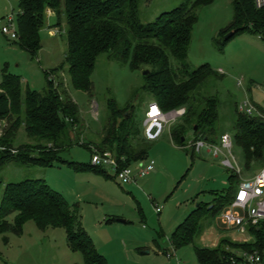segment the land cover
I'll return each instance as SVG.
<instances>
[{"label":"trees","instance_id":"trees-1","mask_svg":"<svg viewBox=\"0 0 264 264\" xmlns=\"http://www.w3.org/2000/svg\"><path fill=\"white\" fill-rule=\"evenodd\" d=\"M17 1L19 12L13 45L30 59L35 58L41 49L39 31L46 11H50L57 19V28L65 24L66 52L60 67L43 72L45 87L42 92L27 86L23 88L19 76L7 68L2 70L0 123L4 126L0 134V170L12 162L45 168L65 164L76 173L107 176L102 167L91 162L79 164L60 157L74 146L91 153L93 150L109 153L120 169L142 163L148 156L151 141L145 138L143 122L141 127L135 123L133 100L139 92L148 97L146 105L155 103L163 112L185 109L184 116L171 126L169 132L170 140L191 159L196 152L187 145V130L194 135L193 143L202 140L208 145L217 144L225 134L217 128V96L203 95L204 88L212 78H217V73L207 64L189 70L185 62L198 20L196 10L215 0H183L179 6L145 24L138 18V0ZM232 11V22L217 35L222 37L219 50L243 34L258 36L264 41V7L256 9L253 0H234ZM228 33L231 36L225 39ZM102 54L131 71L142 72V85L124 107L116 106L113 101L107 102L108 122L102 139L95 144L82 136L78 129L77 106L65 91H58L61 83L56 84L55 77L66 66L73 89L91 94V75ZM174 63H177L175 67ZM145 71L147 73L143 74ZM237 105L232 112L234 132L231 138L234 147L240 151L243 169L252 171L264 164V114L248 116L239 113ZM21 130L27 142L15 146ZM237 178L238 175L231 173L229 190L215 194L210 204L199 203L174 229L170 237V246L174 250L193 245L201 234V221L208 216L216 218L230 204ZM29 222L40 231L64 230L68 247L82 256L83 264H107L83 229L77 210L44 180L0 183V235L3 241L7 243L9 235H21L24 225ZM249 233L252 240L244 244L223 239L212 248L194 246L197 264H230L233 255L222 248L224 244L230 246L235 255L237 249L247 253L262 252L264 223L249 228Z\"/></svg>","mask_w":264,"mask_h":264},{"label":"rangeland","instance_id":"rangeland-1","mask_svg":"<svg viewBox=\"0 0 264 264\" xmlns=\"http://www.w3.org/2000/svg\"><path fill=\"white\" fill-rule=\"evenodd\" d=\"M6 1L7 10L3 14L0 6V84L2 70L7 68L10 73L21 78L23 88L27 86L30 90L42 92L45 87L43 72L56 69L64 63L65 24L63 23L62 28H57V19L55 16H48L46 11L39 31L41 49L35 58L30 59L25 52L14 47L11 39L2 34L1 30L6 25L3 18L11 14L17 31L18 1ZM233 1L215 0L211 5L196 10L198 20L185 59L189 70L207 64L217 73V78H212L204 88L203 95L217 96V128L230 137L234 132V105L251 103L258 113L264 114V42L254 44L249 40L251 37L248 39L245 36L248 39L245 43L234 38L223 50L218 49L222 37L217 35L233 19ZM182 2L183 0H138V18L144 24L153 22L161 13ZM176 65L177 63L173 64L174 67ZM141 74L140 71H131L126 66L108 60L106 54L100 55L96 60L91 75V94L73 89L66 66L57 74L56 84L61 83L58 91H65L76 104L78 129L88 142L97 144L104 135L109 117L107 102L113 101L119 107L126 106L142 85ZM238 82L241 84L237 85ZM147 101L148 97L141 92L133 100L135 123L139 127L143 122L142 108ZM253 116L257 117V114L254 113ZM3 126L0 123V134ZM185 137L187 145L194 140L191 130L186 131ZM16 142L15 146L27 142L23 130L19 131ZM149 146L145 161L133 164L130 168L136 170L153 161L154 171L149 176L138 178L133 188L131 185L118 184L109 167L103 168L106 175L110 176L106 178L91 172L76 173L65 164L45 168L22 166L13 162L0 170V183H17L26 179L44 180L72 209L77 210L83 229L108 264H175L167 261L159 248L172 251L169 243L171 233L188 212L201 202L211 201L218 192L229 190L228 177L231 173L238 175L239 184L241 180L250 179L264 164L252 171H245L240 151L234 145L230 151L231 157L226 152L219 159L198 153L192 161L184 150L170 140L165 131L157 141L150 142ZM91 155L90 150L74 146L68 152L61 153L60 157L70 162L89 164ZM226 158L233 159L238 173L222 165ZM237 183L234 181L233 191ZM155 205L162 209L161 214H156ZM113 218L126 220L128 223L107 225L106 221ZM201 229V234L193 245L175 251L177 259L183 264H197L194 246L215 247L219 235L222 236L221 239L223 236L229 237V240L225 238L229 243H246L247 235L239 236L233 231L223 230L218 219L211 216L201 221ZM7 237L8 242L5 243L0 235V264H83L82 256L68 247L66 234L62 229L40 231L29 222L24 225L21 235ZM155 240L159 248L153 243ZM146 245L150 249L149 256L138 257L137 248ZM222 248L235 255L230 246L224 244ZM235 252L237 256L242 252L247 253L241 249Z\"/></svg>","mask_w":264,"mask_h":264},{"label":"built area","instance_id":"built-area-1","mask_svg":"<svg viewBox=\"0 0 264 264\" xmlns=\"http://www.w3.org/2000/svg\"><path fill=\"white\" fill-rule=\"evenodd\" d=\"M256 9L264 7V0H253ZM5 26L2 28V34L13 40L16 38V31L14 28V16L5 18ZM241 83L238 82L237 85ZM155 109V111H153ZM239 113L253 116L254 113L260 117L251 103H242L237 105ZM185 114V109L163 112L155 103H149L144 113L143 129L145 138L148 141L157 140L164 131L170 130L180 118ZM189 147L199 153L202 150H209L214 157L220 158L226 152L230 157L232 150V138L228 134L221 135L217 144L208 145L202 140L191 142ZM91 164L94 166H107L111 168L115 174V179L119 184L136 183L138 178H142L154 170L153 161L148 164L139 166L136 170L130 167L120 169L116 160L109 153H100L93 150L91 155ZM222 165L234 173L236 171L233 159L226 158L222 161ZM161 208L155 205V212L159 214ZM221 223L228 230H234L237 233H243L246 228L258 226L264 223V167L259 169L250 179L241 180L236 189L235 195L227 206V208L220 214ZM172 253H167L166 257L171 259ZM230 264H264V250L262 252L253 251L250 253L242 252L241 255L231 256Z\"/></svg>","mask_w":264,"mask_h":264},{"label":"crops","instance_id":"crops-1","mask_svg":"<svg viewBox=\"0 0 264 264\" xmlns=\"http://www.w3.org/2000/svg\"><path fill=\"white\" fill-rule=\"evenodd\" d=\"M0 6L3 8V11H2V14L4 13V11L6 12V10H7V1L6 0H0ZM47 13H48V16H54V14L52 13V12H50V11H47ZM3 22H5V18H3ZM245 36H248L247 38L249 39V37H251L249 40H250V42L252 41L254 44H261V42H264V41H262L258 36H254V35H250V34H243V35H241V36H238V37H236L235 39H241L243 42L245 41V40H248L247 38H245ZM235 39H233V40H235ZM232 40V41H233ZM231 42V41H230ZM229 42V43H230ZM256 42V43H255ZM228 43V44H229ZM245 43V42H244ZM227 44V45H228ZM14 47L15 48H17L18 50H20L17 46H15L14 45ZM218 72L219 73H222V70L221 69H218ZM253 105V104H252ZM146 109H147V105L146 106H143V108H142V113H143V115H144V113H145V111H146ZM256 109V108H255ZM260 114V113H259ZM3 124V123H2ZM165 132H167L168 133V136L170 137V132H168V131H165ZM163 134H164V132H163ZM162 136V135H161ZM160 136V137H161ZM159 137V138H160ZM158 138V139H159ZM157 139V140H158ZM156 140V141H157ZM185 152V151H184ZM198 153H195V156H194V158H196V155H197ZM199 154L200 155H203V156H210V155H212L213 156V154L211 153V151H209V150H202L201 152H199ZM188 155V154H187ZM193 158V159H194ZM213 158L214 159H219V158H217V157H214L213 156ZM193 159H192V161H193ZM143 161H145V160H143ZM146 163V162H145ZM154 163V162H153ZM154 166H155V163H154ZM99 167H102V168H106L107 166H99ZM154 171V170H153ZM152 171V172H153ZM113 174H114V172H113ZM152 174V173H151ZM97 175V174H96ZM100 176H104V177H106V178H110V176H105V175H103V174H99ZM150 175V173L148 174V175H146V176H149ZM146 176H144V177H146ZM144 177H142V178H144ZM113 178L115 179V174H114V176H113ZM116 180V179H115ZM136 182H137V180H136ZM229 183V182H228ZM119 184V183H118ZM133 184H136V183H131V184H122V185H131V187L133 186ZM237 187H238V184L236 185V188L234 189V191H233V197H234V195H235V192H236V189H237ZM133 188V187H132ZM212 193V192H211ZM213 195V194H212ZM212 201V200H211ZM211 201H207V202H201V203H203V204H210L211 203ZM197 206H198V204H197ZM196 206V207H197ZM210 208V207H209ZM227 208V206L225 207V208H223L222 210H221V212L219 213V214H221L225 209ZM192 211V210H191ZM190 211V212H191ZM161 212H162V209H161V211H160V213L159 214H161ZM190 212H188V214L190 213ZM159 214H157V215H159ZM188 214L185 216V218L188 216ZM218 214V215H219ZM217 215V217L215 218V219H218V221H219V224H220V226H221V228L223 229V230H225V231H233V233H236L237 235H239V236H246L247 235V239H246V242H250L251 240H252V236H251V234L249 233V228H246V230L243 232V233H237V232H235L234 230H228V229H226L225 227H224V225L221 223V220H220V216H218ZM184 218V219H185ZM107 222V225H109V226H111V225H113V224H116V223H118V224H123V225H125V224H127L128 222L125 220H119V218L118 219H111V220H108V221H106ZM180 224V223H179ZM178 224V225H179ZM177 225V226H178ZM176 226V227H177ZM175 227V228H176ZM174 228V229H175ZM174 229H173V231H174ZM173 231H172V233H173ZM171 233V234H172ZM88 234V233H87ZM218 236V235H217ZM90 237V236H89ZM221 237L222 236H220L219 235V237H217L218 239H217V244L219 243V241L220 240H223V239H225L227 236H223V238L221 239ZM91 238V237H90ZM228 238V240H229V237H227ZM154 239L155 238H153V241H154ZM92 240V239H91ZM92 242H93V240H92ZM155 245H157V242H156V240H155V242H153ZM169 243H170V239H169ZM93 245H94V243H93ZM159 245V244H158ZM157 245V247L159 248L160 246H158ZM94 247H96V246H94ZM198 247H200V246H198ZM208 248H212V247H208ZM171 249H172V251H168V250H164V249H160L159 248V250H161V253H162V255L166 258V260L167 261H169V262H175V264H183L182 262H180V260L179 259H177V256H176V253H175V251H177V250H174L172 247H171ZM181 249V248H180ZM148 250H150L149 249V246H141V247H139V248H137V250H136V254H137V256L139 257H147V256H149V254H150V252H148ZM179 250V249H178ZM99 253V252H98ZM167 253H172L173 254V256H172V258L171 259H168L167 257H166V254ZM100 254V253H99ZM103 256V255H102ZM104 257V256H103ZM105 258V257H104ZM196 258V257H195ZM106 259V258H105ZM175 259V260H174ZM107 261V260H106ZM196 263H197V260H196ZM107 264H108V261H107Z\"/></svg>","mask_w":264,"mask_h":264},{"label":"water","instance_id":"water-1","mask_svg":"<svg viewBox=\"0 0 264 264\" xmlns=\"http://www.w3.org/2000/svg\"><path fill=\"white\" fill-rule=\"evenodd\" d=\"M231 36V33H228L226 36H225V39H227L228 37H230ZM147 73V71H145V72H143V74H146Z\"/></svg>","mask_w":264,"mask_h":264},{"label":"snow or ice","instance_id":"snow-or-ice-1","mask_svg":"<svg viewBox=\"0 0 264 264\" xmlns=\"http://www.w3.org/2000/svg\"><path fill=\"white\" fill-rule=\"evenodd\" d=\"M153 111H155V109H153Z\"/></svg>","mask_w":264,"mask_h":264}]
</instances>
